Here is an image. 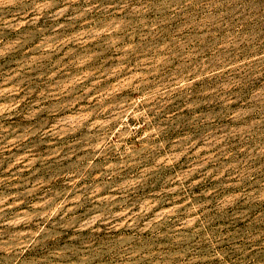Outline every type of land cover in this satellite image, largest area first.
I'll list each match as a JSON object with an SVG mask.
<instances>
[{
	"label": "rangeland",
	"instance_id": "obj_1",
	"mask_svg": "<svg viewBox=\"0 0 264 264\" xmlns=\"http://www.w3.org/2000/svg\"><path fill=\"white\" fill-rule=\"evenodd\" d=\"M0 264H264V0H0Z\"/></svg>",
	"mask_w": 264,
	"mask_h": 264
}]
</instances>
